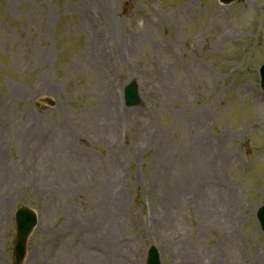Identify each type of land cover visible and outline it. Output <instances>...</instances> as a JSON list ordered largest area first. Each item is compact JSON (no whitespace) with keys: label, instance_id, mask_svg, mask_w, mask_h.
I'll return each instance as SVG.
<instances>
[{"label":"rangeland","instance_id":"1","mask_svg":"<svg viewBox=\"0 0 264 264\" xmlns=\"http://www.w3.org/2000/svg\"><path fill=\"white\" fill-rule=\"evenodd\" d=\"M258 11L264 0H0V264L14 263L21 204L38 215L22 264H145L149 245L161 264H264ZM240 46L252 58L233 76ZM131 79L141 103L127 107Z\"/></svg>","mask_w":264,"mask_h":264},{"label":"bare ground","instance_id":"2","mask_svg":"<svg viewBox=\"0 0 264 264\" xmlns=\"http://www.w3.org/2000/svg\"><path fill=\"white\" fill-rule=\"evenodd\" d=\"M99 88V87H98ZM100 114L102 115V116H108V114H109V112H108V107H107V105H105V104H102L101 105V108H100ZM31 130L32 129H30L29 131H26L25 133H24V135H26L25 137H24V139H27V138H30V135H29V133L31 132ZM22 135V137H18V140L22 143L23 142V140H22V138H23V133L21 134ZM225 134H222V137L224 136ZM197 138V137H196ZM203 142V141H202ZM204 143V142H203ZM200 157V160H201V163H203V160H202V155H200L199 156ZM2 159H3V155L1 154V152H0V179H2V180H4V178H7V174L5 173V171H4V166L3 167H1V163H2ZM205 161H204V163L206 164V162H207V164H206V168H211L212 166H213V163H214V160H213V158L212 157H210V158H205L204 159ZM204 169V168H203ZM115 173H116V171L114 170V169H112L111 170V178H110V180H111V182H113L114 180H115V178H116V176H115ZM117 193H118V198H117V200H116V196H114L112 193H111V196H110V202H111V204L113 205V214H115V215H119L120 216V213H121V202H120V193H119V191H117ZM113 246V250L114 251H118L117 249L119 248V245L117 244V243H114V245H112Z\"/></svg>","mask_w":264,"mask_h":264},{"label":"water","instance_id":"3","mask_svg":"<svg viewBox=\"0 0 264 264\" xmlns=\"http://www.w3.org/2000/svg\"><path fill=\"white\" fill-rule=\"evenodd\" d=\"M127 103H129L128 97H127ZM263 213H264V208H263ZM34 222L35 219L33 214L28 211L24 215H18L17 217L18 228H17V239L15 243V255L17 261H20L24 255L25 238L29 230L31 229L32 225L34 224Z\"/></svg>","mask_w":264,"mask_h":264}]
</instances>
